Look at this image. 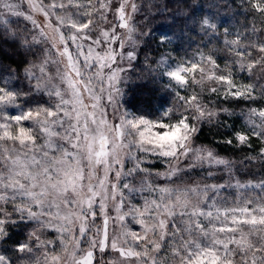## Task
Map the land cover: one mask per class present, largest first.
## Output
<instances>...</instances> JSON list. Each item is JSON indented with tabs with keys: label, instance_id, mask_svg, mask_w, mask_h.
<instances>
[{
	"label": "snow or ice",
	"instance_id": "obj_1",
	"mask_svg": "<svg viewBox=\"0 0 264 264\" xmlns=\"http://www.w3.org/2000/svg\"><path fill=\"white\" fill-rule=\"evenodd\" d=\"M242 3L264 17V0ZM139 10L136 0H0V55L3 44L23 50L28 83L0 64V245L21 226L37 242L0 247V264H264V179L241 182L234 162L197 143L205 124L224 129L217 143L258 142L244 160L264 163V32L228 39L225 27L221 49L176 56L174 34L143 31ZM193 23L208 44L221 35L207 14ZM148 38L158 58L145 53L144 66L179 103L142 111L130 108L127 73ZM212 97L252 106L237 113ZM222 113L244 123L227 135ZM221 166L225 183L186 179L208 169L212 180Z\"/></svg>",
	"mask_w": 264,
	"mask_h": 264
},
{
	"label": "trees",
	"instance_id": "obj_2",
	"mask_svg": "<svg viewBox=\"0 0 264 264\" xmlns=\"http://www.w3.org/2000/svg\"><path fill=\"white\" fill-rule=\"evenodd\" d=\"M139 3L142 4L141 11L143 12L136 18L137 25L143 31L153 29L154 37L157 36L159 32L165 31L170 35L174 34L173 44L167 46V49L168 51H178L181 56L185 53L192 56L191 54H195L198 48H203L204 51L206 50L204 44L208 43L209 37H204L199 32L198 25L193 23V21H198L205 14L213 17L221 26V35L217 37L215 44L212 42L215 38H211V43L208 44L207 48H222L224 39L223 29L225 27L229 28L233 33L232 36H235L237 30L244 33L247 29L248 38L252 39L255 38L257 33L264 32V17L246 11L242 0H140ZM22 21H20L19 24L14 23L12 27L18 30L22 29L26 24L25 21ZM253 29H255V32ZM228 38L231 39L235 37L229 36ZM248 38L242 37V43H247ZM261 38L264 39V37ZM156 42V39H147L144 48L141 50L139 61L134 62L135 68L129 75L131 82L127 84L126 91L128 92L129 97L127 98L131 108H139L143 111L150 110L149 106L151 109H158L167 105V102L163 99L167 97L165 90L162 86L155 85L152 75L149 72L147 73L143 67L145 53L151 51L153 58H158ZM2 47L4 49V54L0 55V64L3 65L4 69L15 68L16 74L20 77L16 82L17 87L27 91L28 83L23 77L22 63V61L25 60L26 54L23 50H19L18 54H13L17 52L14 45L3 44ZM225 55L226 54L223 52L220 53L221 58L218 63H220L221 66H223L225 62ZM28 58L30 59L31 57ZM256 70L251 80L248 79L247 74H242L243 79L250 83L256 82L259 69ZM0 71H2V69H0ZM259 84H264V79H260ZM212 100L216 102L215 106L230 108L237 113L243 109V104L247 107L252 106L246 104L244 101H223L221 99L217 102L216 97H212ZM221 120L234 126L227 130V135H231L233 130L240 128L244 123V121L237 116L228 117L223 113L221 114ZM224 135V129L218 131L216 128L205 124L197 137V142L211 147L219 156L234 162L237 177H243V180L264 179V163H261L259 160H244L245 156H256L258 142H254V148L252 150L246 148L241 150L223 143H217ZM241 161H244V163L241 164ZM25 231H29V228H25ZM10 233V236L6 238L4 244L1 245V247L9 251H11L10 248L12 249L16 243L28 241L26 233H24L23 230L21 232L19 228H12Z\"/></svg>",
	"mask_w": 264,
	"mask_h": 264
},
{
	"label": "rangeland",
	"instance_id": "obj_3",
	"mask_svg": "<svg viewBox=\"0 0 264 264\" xmlns=\"http://www.w3.org/2000/svg\"><path fill=\"white\" fill-rule=\"evenodd\" d=\"M136 2H137V4L138 5H140V10H139V12L135 15V21H136V18L138 17V16H140L141 15V13L143 12V11H141V5L142 4H140L139 2H140V0H136ZM150 3V2H149ZM149 8L151 9V7H150V5H149ZM148 8V9H149ZM149 9V10H150ZM23 19L21 18V21H22ZM24 21V20H23ZM22 21V22H23ZM25 23L26 24H28V22L27 21H25ZM29 27H31V25L29 24ZM142 27H143V25H142ZM231 37H235V36H231ZM29 39H31V37L29 36ZM229 39V38H228ZM231 39H233V38H231ZM215 41H217V38H215V39H213L212 40V42L215 44ZM208 44V43H207ZM208 49L209 48H206V50H205V52H207L208 51ZM170 52H172V53H174L176 56H181V54L178 52V51H173V50H171ZM191 55H194V54H191ZM38 62V61H37ZM134 63V62H133ZM144 67V70H146V72L148 73L149 71H148V69L145 67V66H143ZM256 71L257 70H255V73H256ZM132 72V70H130L128 73H127V76L129 77V75H130V73ZM150 73V72H149ZM122 75H124V74H122ZM154 80V79H153ZM155 81V80H154ZM165 84H166V81L164 82V83H160V82H156L155 81V85H160V86H162L163 87V89L165 90V93H166V95H167V97H165V98H163L164 100H165V102H167V105H165V107H172V106H174V105H177L178 103H179V100H178V97L176 96V94H175V92H173V91H170L169 89H167L166 88V86H165ZM180 94L181 95H187L188 93H186V92H184L183 90H181V92H180ZM129 97V96H128ZM47 99V97H45V100ZM128 99V98H127ZM130 99V98H129ZM129 101V100H128ZM130 103V102H129ZM244 105V107H242L243 109H246L247 108V106L245 105V104H243ZM256 106H259V104L258 105H256ZM249 107V106H248ZM130 108H131V106H130ZM207 125V124H206ZM198 143V142H197ZM157 166H162L161 164H159V163H156L155 164V169H158V170H163V169H161V168H163V166L162 167H157ZM207 171H208V169H205V171L203 172V173H201L199 170H197L196 172H194V173H190V175H189V177H186V179H190V181H200V182H202V183H218V184H220V183H225L227 180H228V176H227V174H226V172L224 171V169H223V167L221 166L219 169H215V168H213L212 169V171H214L215 173H216V176H215V178L214 179H212V180H202V177L203 176H206L207 175ZM239 178V177H238ZM239 180L241 181V182H246V181H249V179L248 180H246V179H244L243 180V177L242 178H239ZM252 181H256V182H258V181H260V179H257V180H252ZM231 193V195H235V191L234 190H232V189H224L223 190V192H222V195H225V196H227V195H229ZM136 227V229L137 230H139V225H136L135 226ZM19 229H20V231L22 232V230L24 231V233H26V235H27V237H28V232L30 231V229H29V231H25V227H19ZM56 238V233L55 232H49V233H47V234H45V235H43L42 237H41V239H43V240H53V239H55ZM28 243H31V244H33V245H35L37 242L35 241V240H29V238H28V241H27ZM57 243H58V241H57ZM0 247H1V245H0ZM10 250H11V248H10ZM41 251H42V249H41ZM39 254V253H38ZM113 255H116V254H113Z\"/></svg>",
	"mask_w": 264,
	"mask_h": 264
}]
</instances>
